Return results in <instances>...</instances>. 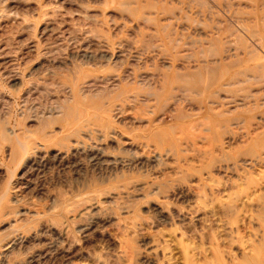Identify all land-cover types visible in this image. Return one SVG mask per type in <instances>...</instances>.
Returning <instances> with one entry per match:
<instances>
[{"label": "rangeland", "instance_id": "obj_1", "mask_svg": "<svg viewBox=\"0 0 264 264\" xmlns=\"http://www.w3.org/2000/svg\"><path fill=\"white\" fill-rule=\"evenodd\" d=\"M0 264H264V0H0Z\"/></svg>", "mask_w": 264, "mask_h": 264}]
</instances>
